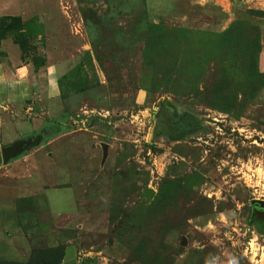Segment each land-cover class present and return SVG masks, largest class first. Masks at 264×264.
<instances>
[{"label":"rangeland","instance_id":"obj_1","mask_svg":"<svg viewBox=\"0 0 264 264\" xmlns=\"http://www.w3.org/2000/svg\"><path fill=\"white\" fill-rule=\"evenodd\" d=\"M22 4L0 41L64 65L56 99L42 73L0 129V264H264V12L228 27L161 0Z\"/></svg>","mask_w":264,"mask_h":264},{"label":"crops","instance_id":"obj_2","mask_svg":"<svg viewBox=\"0 0 264 264\" xmlns=\"http://www.w3.org/2000/svg\"><path fill=\"white\" fill-rule=\"evenodd\" d=\"M27 1L30 0H19L20 3ZM32 1L33 3L39 2L42 5L46 2V0H32ZM144 1H146L147 4H149L152 3L154 0H144ZM161 2L165 4L163 8H161V10H164L172 14L174 10H177L180 13H186L187 11L190 12L191 9L195 6H197L201 10L202 8H206L205 11H208L207 8L217 10L218 18H220L222 23L225 22L224 23L225 26L228 27L232 21L231 17L237 16L239 12L243 13L252 10L258 12L259 11L264 12V0H161ZM8 3H10V0H0V22L1 19L5 17L20 18L24 22H26L25 19L27 18L28 14L25 11L23 4L20 5L19 8H17L16 6L9 7ZM34 8L37 7L34 6ZM154 14L156 13H153V15ZM31 19H33V17ZM259 25L263 26V40H264V24L263 22H259ZM49 30L50 29L47 28V34L52 33V31L56 32V30H51L50 32H48ZM222 32L223 30L217 33H222ZM263 46H264V42H263ZM49 47L53 48V45L50 44V41H49ZM51 51L52 52L55 51V54L57 55L60 53V49H58V47H56V50L53 48ZM50 60L51 58L47 59L48 67H46L45 69L44 68L39 69L28 59H26V61H23L22 52L19 46L16 44V42L13 41L11 37L1 39L0 41V129H1V134L3 136H5L3 133L7 132L9 128L12 126L11 123L13 122L11 120L12 118L10 117L11 113H14L15 110L18 111L17 107L20 106V103L17 100L25 99L26 97H30L32 95L35 97L36 95L39 94L40 88L39 89L36 88L37 87L36 82L40 80L42 73H45V77L47 76L48 79L47 82L49 83L51 90L49 92L52 94V97H55L54 100L56 99L59 92L58 90L59 77L62 73L61 68L63 67L64 63H57L55 61L53 62V58L52 61ZM263 60H264V48H263V55L261 60V64L263 66L262 69L264 70ZM1 144L2 143L0 141V146ZM61 264H68L66 255ZM74 264H80L78 255H76L74 259Z\"/></svg>","mask_w":264,"mask_h":264},{"label":"water","instance_id":"obj_3","mask_svg":"<svg viewBox=\"0 0 264 264\" xmlns=\"http://www.w3.org/2000/svg\"><path fill=\"white\" fill-rule=\"evenodd\" d=\"M163 121L166 123L169 122V119L167 118L165 112H162L161 116L158 119L157 127H156L157 130H159V128L164 126ZM41 142H42V136L30 137L22 140H17L13 144L7 147H3L1 149L3 164H9L13 160L18 159L20 156L27 153L31 149L40 146ZM104 155L105 156L107 155V146H104ZM146 192H147V196L149 197L155 195V193L149 189H147ZM252 204L257 205L260 209L264 210V201L255 200L252 202ZM184 244H186V239H184Z\"/></svg>","mask_w":264,"mask_h":264},{"label":"flooded vegetation","instance_id":"obj_4","mask_svg":"<svg viewBox=\"0 0 264 264\" xmlns=\"http://www.w3.org/2000/svg\"><path fill=\"white\" fill-rule=\"evenodd\" d=\"M164 111H162V112H165L166 113V116H167V118L169 119V122H170V120H171V116H169V111L167 110V109H163ZM164 122V121H163ZM169 122L168 123H166V122H164L163 123V127H161V128H169ZM157 126V125H156ZM160 129V128H159Z\"/></svg>","mask_w":264,"mask_h":264},{"label":"trees","instance_id":"obj_5","mask_svg":"<svg viewBox=\"0 0 264 264\" xmlns=\"http://www.w3.org/2000/svg\"><path fill=\"white\" fill-rule=\"evenodd\" d=\"M9 18H13V19H15V20H17V19H19V18H14V17H5V18H2L1 19V22H0V25H1V23L5 20V19H9ZM8 36V35H7ZM6 36V37H7ZM5 38V37H4ZM13 162V161H12ZM61 264V263H60Z\"/></svg>","mask_w":264,"mask_h":264}]
</instances>
